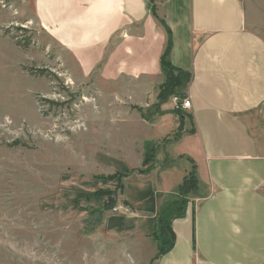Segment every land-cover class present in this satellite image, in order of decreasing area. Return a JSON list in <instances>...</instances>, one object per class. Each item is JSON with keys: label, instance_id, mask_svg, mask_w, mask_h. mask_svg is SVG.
<instances>
[{"label": "crops", "instance_id": "1", "mask_svg": "<svg viewBox=\"0 0 264 264\" xmlns=\"http://www.w3.org/2000/svg\"><path fill=\"white\" fill-rule=\"evenodd\" d=\"M4 1L0 17L32 21L37 45L89 88L94 130L131 129L137 145L183 125L153 165L142 167L144 149L126 168L116 212L99 220L105 231L131 239L136 261L264 264V0ZM169 37L168 59L187 75L175 94L191 108L181 118L170 98L148 122L135 107L156 99ZM192 162L199 191L183 197L176 189Z\"/></svg>", "mask_w": 264, "mask_h": 264}, {"label": "rangeland", "instance_id": "2", "mask_svg": "<svg viewBox=\"0 0 264 264\" xmlns=\"http://www.w3.org/2000/svg\"><path fill=\"white\" fill-rule=\"evenodd\" d=\"M6 8L0 0V10ZM35 32L32 21L0 17V264H153L134 260L131 239L111 236L99 220L106 210L116 212L118 201L109 205L108 197L121 194L131 174L126 168L144 149L155 159L158 146L177 141L183 125L160 143L137 145L131 129L94 130L88 119L95 97L65 76ZM155 103L157 96L143 109Z\"/></svg>", "mask_w": 264, "mask_h": 264}, {"label": "trees", "instance_id": "3", "mask_svg": "<svg viewBox=\"0 0 264 264\" xmlns=\"http://www.w3.org/2000/svg\"><path fill=\"white\" fill-rule=\"evenodd\" d=\"M167 31L169 33L168 28H167ZM170 47H171V38L169 37L166 48L160 57V66H161V70L164 74V81L158 87L157 103H155V105L152 109H151V107L149 108L150 112H146V110L143 108L136 107V109L139 111L141 117L145 120L150 119L151 116L163 114V111L160 109V105L163 103V101H165L167 96H169L170 94H173L175 92V89L177 87H179L182 83H184V81L187 77V75L181 69L173 66L171 64V62L169 61L168 55H169ZM178 95H180L181 97H184L183 94H178ZM181 125L182 124L180 123L179 127ZM177 137H178V134L176 135L175 139ZM148 153H150V152L148 151ZM153 157H150L148 159L147 156L144 155L143 160H142V165L143 166H150L151 165L150 163L151 162L153 163V161H154ZM195 168L196 167H195L194 163L192 162L191 170L183 177L182 181L177 186L176 192L180 196L184 197V196H187L189 194L194 196L198 193V191H199L198 178H197ZM113 177L114 176H111V179ZM98 192H100V191L94 192L93 195L98 194ZM94 219H95V221H98L99 217H95ZM161 250H162V248H161Z\"/></svg>", "mask_w": 264, "mask_h": 264}, {"label": "built area", "instance_id": "4", "mask_svg": "<svg viewBox=\"0 0 264 264\" xmlns=\"http://www.w3.org/2000/svg\"><path fill=\"white\" fill-rule=\"evenodd\" d=\"M171 100L173 102L174 108L181 111L189 110L191 108V101L188 97H181L180 95H172Z\"/></svg>", "mask_w": 264, "mask_h": 264}, {"label": "water", "instance_id": "5", "mask_svg": "<svg viewBox=\"0 0 264 264\" xmlns=\"http://www.w3.org/2000/svg\"><path fill=\"white\" fill-rule=\"evenodd\" d=\"M137 173H139V170L137 169ZM117 201V193L114 192V193H111L108 197V203L109 204H115Z\"/></svg>", "mask_w": 264, "mask_h": 264}]
</instances>
